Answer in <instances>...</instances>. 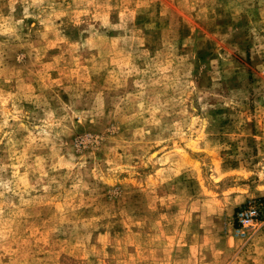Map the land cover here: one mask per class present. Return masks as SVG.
Listing matches in <instances>:
<instances>
[{
    "label": "clouds",
    "instance_id": "9594fccd",
    "mask_svg": "<svg viewBox=\"0 0 264 264\" xmlns=\"http://www.w3.org/2000/svg\"><path fill=\"white\" fill-rule=\"evenodd\" d=\"M0 264H264V0H0Z\"/></svg>",
    "mask_w": 264,
    "mask_h": 264
},
{
    "label": "rangeland",
    "instance_id": "374dc122",
    "mask_svg": "<svg viewBox=\"0 0 264 264\" xmlns=\"http://www.w3.org/2000/svg\"><path fill=\"white\" fill-rule=\"evenodd\" d=\"M163 2H164V4H168L169 0H163ZM180 19H181L182 23H187V21H185L183 15H181ZM198 31H199V29H198ZM201 35L203 36V34H201ZM207 39H208V48L213 49L215 47L213 40L211 38H207ZM254 134H255V132H254Z\"/></svg>",
    "mask_w": 264,
    "mask_h": 264
}]
</instances>
